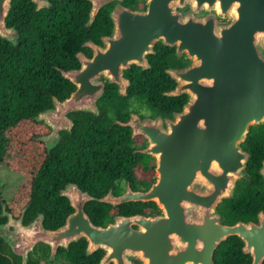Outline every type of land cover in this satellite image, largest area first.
<instances>
[{"label":"water","instance_id":"water-1","mask_svg":"<svg viewBox=\"0 0 264 264\" xmlns=\"http://www.w3.org/2000/svg\"><path fill=\"white\" fill-rule=\"evenodd\" d=\"M36 10L49 8L50 0H31ZM113 0H92L88 24ZM110 16L115 29L94 47V56L77 52L78 69L62 70L77 86L64 100L53 96V107L36 115L38 122L53 128L39 137L51 150L59 141L71 111L99 114L98 99L105 91V77L128 94L125 69L132 64L149 68L147 55L155 53L157 41L186 55L184 68H168L177 83L169 96L187 95V101L172 116L158 114L142 118L132 114L121 124L132 128V136L143 135L147 145L140 151L155 161V180L147 190H134L130 182L121 194L113 188L96 197L77 183L60 190L74 211L56 229L44 225L42 213L24 222L26 208L16 218L3 204L0 237L27 264L39 243L50 247L49 260L60 247L85 238L87 254L102 249L98 264H216L214 252L231 235L243 240V251L251 264L264 262V211L258 221L222 222L218 205L234 196L238 180L245 175L250 153L243 148L250 129L264 124V0H149L145 11L120 7ZM190 5V10L181 9ZM12 0H0V37L18 44L19 31L6 18ZM204 13L200 15V13ZM230 18L221 22L220 18ZM127 37H118V28ZM89 94V96H85ZM70 129V126L67 127ZM264 178V159L260 167ZM113 206L131 201H154L157 215L117 214L107 225L95 224L85 210L88 201Z\"/></svg>","mask_w":264,"mask_h":264},{"label":"trees","instance_id":"trees-1","mask_svg":"<svg viewBox=\"0 0 264 264\" xmlns=\"http://www.w3.org/2000/svg\"><path fill=\"white\" fill-rule=\"evenodd\" d=\"M51 3L49 8L36 10L31 0H12L6 21L8 26L19 31L18 44L15 46L0 37V168L9 165L17 173L23 171L26 175L20 177L22 182L9 199L0 187V224L6 219L2 216L5 204L6 210L15 217H20L26 208L25 223L42 213L44 225L56 229L73 210L69 199L60 195L65 182H76L93 196L101 197L112 188L121 192L125 180L139 187L140 182L130 165L132 162L147 170L155 167L151 155L133 153L135 140L130 132L125 135L122 131L125 127L111 123L120 117L119 107L125 108L129 103L128 98L118 95L115 85L110 83L101 99L109 110L108 114L80 113L74 133L64 137L49 152L43 142L35 138L39 125L35 117L51 103L50 95L63 97L75 87L63 76L62 70L80 65L77 52L86 50L82 43L87 31L103 28L107 32L112 25L111 5L104 6L88 27L84 24L90 7L87 0H51ZM156 51L151 55L155 69L158 63L165 61L171 64L177 57L174 48L163 43L157 45ZM187 61L184 58V62ZM152 76L154 84L161 82L163 77L168 80V87L165 84V87L153 88V108L166 114L171 111L169 105L182 109L187 95H163L162 91L173 86L174 82L162 72H155ZM130 77L134 84H145L149 75L147 72H132ZM138 91L140 95L146 94L145 87ZM107 101L111 102L110 106ZM87 127L90 132L99 129L106 136L102 140L89 138L87 143L74 137L75 132L88 131ZM10 144L16 147L17 153L11 155L8 152ZM19 148H23L22 152ZM243 148L250 153L246 175L238 180L234 196L225 198L218 205L223 221L229 224L256 219L259 211H264V178L260 173L264 159L263 124L251 127ZM144 184L147 187L150 182ZM85 210L95 224L107 225L117 214H147L160 209L154 201H131L113 206L91 200L86 203ZM243 245V240L237 235L229 236L214 252L216 264H251L252 257L244 253ZM86 248L87 241L81 238L68 248L60 247L56 259L51 262L50 247L39 243L30 253L27 264H98L104 251L99 249L88 255ZM21 263L22 258L0 237V264Z\"/></svg>","mask_w":264,"mask_h":264},{"label":"flooded vegetation","instance_id":"flooded-vegetation-1","mask_svg":"<svg viewBox=\"0 0 264 264\" xmlns=\"http://www.w3.org/2000/svg\"><path fill=\"white\" fill-rule=\"evenodd\" d=\"M87 1L90 3V7H89V12H88V19L85 21L84 24H85V26H88L89 27V26H91L93 24V22L95 20L92 22L91 25L88 24L89 17H90V10H91V7H92V0H87ZM117 3H118V0H113V1H110L109 3H107V4L104 5V6L111 5V11H110L109 14H111V12L113 11V9H114V7L116 6ZM120 4H121L120 7H123V8H129L131 10H138V11H145V10L148 9L149 0H120ZM181 10L183 12L189 11L190 10V5H187V6L183 7ZM202 14H204V13L203 12L200 13V15H202ZM111 20H112V18H111ZM220 21L221 22H229L230 21V18H222L221 17L220 18ZM111 24H112L111 25V29H110V31H107V32L103 28H95V29H91V30L87 31V37L84 40V42L82 43V46L85 47L86 50L85 51L84 50H80V51H83L85 53V55H86L87 58H92L94 56V47L93 46H89V45L88 46H84V43L85 42H92V44L95 47L103 46L104 45V37L110 36L113 33L114 29H115V22L113 20H112V23ZM127 31L128 30L125 29V28H122V27L121 28H118V30H117L118 37L120 39L122 37H127L125 35V33ZM159 43H163V41H157L156 42V44H155V50H156L157 45ZM169 47H171V46H169ZM173 48L175 50V53H176L177 57L174 58V61L171 64L165 63V61H164V62L158 63L157 64L158 68L155 69L154 68V65L152 63L153 57L151 55L156 54L157 53V51H156L155 53H152V54H148L147 55L148 60H149V63H150V67L149 68H143L141 65H138V64H135L134 63V64L131 65L130 68L125 69L124 76L129 81V85H128V89H127L128 90V94L126 96L121 95L119 93V85L117 83H110L105 77H103V76L101 77V80L105 82V91H106V86H107L108 83L114 84L115 85V90L117 91L118 95H120L122 97H127L128 98L127 100H128L129 106H127L125 108L119 107L120 108L119 109V111H120L119 112L120 117L119 118H116V119H113L111 123L112 124L120 125L122 127H125L124 130H122L125 135H127L128 132H130V135H131L132 139L135 140V142L132 143L133 153H137V152L142 153L140 150L143 149L147 145V140L142 135H136L135 137H133L132 136V128L130 126H125V125H123L121 123L127 122L130 119V117H131L132 114H138L142 118L154 117V116H156L158 114H161L163 116H172L173 115V112L181 110V109L176 108V105L175 106L174 105H169L171 107V111H170L169 114H166V113H161L159 111V109H156L155 110L153 108L154 107V104H153V88L154 87H165V84H167V81L168 80H167L166 77H163L162 80H161V82L162 81L165 82L163 85H162L161 82H158V83L154 84V77L152 75H154L155 72H158V73L162 72V73L165 74V76L170 77L172 79V81L174 82V85L171 86V87H169L168 89L162 91V93H163V95L168 96V97H176V96H169V95L165 94L166 92H169V91L173 90L176 87V85H177V83L175 82V80L167 73V69L168 68H184L189 63V60L186 63L184 62V58H187L186 55L180 56L176 52V48L175 47H173ZM80 66H81V63H80V65L78 67H74L73 69H78ZM132 72H147L148 75H149L148 81L145 84H134L133 83V79L130 77V75H132ZM141 87H145V91H146V94L145 95H143V94L140 95L139 94L138 89H141ZM167 87H168V84H167ZM76 89H77V86L75 85V87H73V89L69 92V94H67V95H65L63 97H60L58 95L51 94L50 95L51 96V103L49 105H47L46 107H44L43 109H41L39 112H43V111L49 110V109H51L53 107V96H56L59 100H64L67 97H69L72 94V92L75 91ZM105 91H104V94H105ZM103 95H102V97H103ZM182 95H184V94H182ZM85 96L88 97L89 94H85ZM178 96H181V95H178ZM102 97L99 98L98 101H97L98 107H99V114L98 115H95L93 112H88V111H71V112H69L67 114V118L68 119L61 124L65 128L59 130V135H60L59 141H58V143L54 147H56L57 145H59L61 143V141L64 139V137H66V136L71 135V134L74 133L73 129L76 126V119L80 117V113H84V114H88V115L89 114H92L94 116H99L103 112H105L107 114L109 113V110L106 109L107 106H104L105 102L101 100ZM107 103L110 106L111 102L107 101ZM116 104L117 103H115L114 105L117 106ZM156 106H159V105H156ZM118 121H120L121 123L118 122ZM69 126H70V129L67 128ZM87 129H88V131H85V132H75L74 137L79 138V139H82L84 142L87 143V140L89 138L102 140L106 136V134L104 132H101L99 129L98 130H95V131H92V132L89 131V128L88 127H87ZM52 131H53V128L50 125H47V124H45L43 122H39V125L37 126V131H36L38 133V135H36L35 138H39L40 136L49 135V134L52 133ZM141 139H144L145 142H142ZM43 145L46 148V150L49 152V149H48V147H47V145H46L45 142H43ZM13 149H14V147H13ZM22 150H23V148H19V152H22ZM8 152H11V146H9V145H8ZM154 162H155V159H154ZM130 165H131V167L134 168L135 173H136V176L138 178V181L140 182L138 188L137 187H134L130 183L131 187L134 190H147V189H149V187L151 186V184L154 182V180L156 178V176H155V167H154V169H148L147 170V169H144V167L142 165L138 168L134 162H132ZM155 165H156V162H155ZM6 167H7V170L10 173H13L12 183L13 184H19L20 185L21 182H22V180L20 179V177L26 176L25 175V172L22 171L20 173H17V171L14 170V169H12L9 165H6ZM147 181H149L150 184L146 187L144 183H146ZM71 182H73V181H67V182H65L64 185H63V187H61V189L64 188L68 183H71ZM128 182H130V181L129 180H125V182H124V189L121 192H115L114 191V193L115 194H121V193H123L127 189ZM73 211H74V209L71 212H73ZM161 212H162V210L160 209L158 212H150V213H147L146 215H152V216H154V215L160 214ZM5 218L6 219L2 223H4V222L7 221V217H5ZM16 218H18V217H16ZM249 220H252V221L257 222L258 221V216H257L256 219H248V220H242V221H249ZM222 222L223 223H226L225 221H223V218H222ZM226 224H229V223H226ZM230 224H234V223H230ZM48 229H50V228H48ZM51 262H53V261H51Z\"/></svg>","mask_w":264,"mask_h":264},{"label":"rangeland","instance_id":"rangeland-1","mask_svg":"<svg viewBox=\"0 0 264 264\" xmlns=\"http://www.w3.org/2000/svg\"><path fill=\"white\" fill-rule=\"evenodd\" d=\"M37 139L40 140L39 138H37ZM40 141H42V140H40ZM42 142H44V141H42ZM10 146H11V152H9V153L11 155L17 153L16 147L12 144H10ZM13 147H14V149H13ZM12 179H13V173H10L7 170L6 165L3 166L2 168H0V187L3 189L4 194H5L7 199H9L11 197V195L15 192V190L19 187V184H13L12 183Z\"/></svg>","mask_w":264,"mask_h":264}]
</instances>
